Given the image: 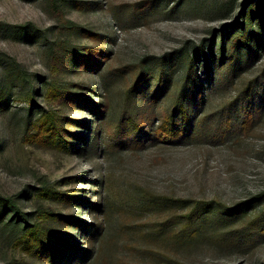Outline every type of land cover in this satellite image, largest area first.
Wrapping results in <instances>:
<instances>
[{
    "label": "rangeland",
    "instance_id": "1",
    "mask_svg": "<svg viewBox=\"0 0 264 264\" xmlns=\"http://www.w3.org/2000/svg\"><path fill=\"white\" fill-rule=\"evenodd\" d=\"M261 3L0 0V52L28 71L23 81L4 77L0 61V201L13 203L4 218L48 223L57 239L56 255H31L0 224V264H264V227L255 221L264 208L227 223L224 244L214 241L220 228L211 239L202 233L177 244L176 236L189 235L186 213L170 219L146 198L212 202L233 213L264 193V14L253 23L261 40L252 54L233 45ZM199 50L190 123L177 117L168 135L188 71L178 58ZM53 83L80 102H54ZM33 89L30 104L25 94ZM198 91L202 98L191 100ZM44 111L67 119L64 147L31 137L36 130L27 126ZM46 212L60 219L45 221Z\"/></svg>",
    "mask_w": 264,
    "mask_h": 264
},
{
    "label": "trees",
    "instance_id": "2",
    "mask_svg": "<svg viewBox=\"0 0 264 264\" xmlns=\"http://www.w3.org/2000/svg\"><path fill=\"white\" fill-rule=\"evenodd\" d=\"M254 7V6H253ZM264 14V4H256L254 7V10L249 15V21L247 24H243L240 28L237 30L235 40L233 41L234 49L238 50L239 53L246 51L249 54H252L253 52V41L254 39L260 42V38L258 36H254V21L257 19L262 20V15ZM262 22V21H261ZM260 24H263V22ZM261 25V26H262ZM68 49H64L65 57H68L66 55ZM226 44L224 42V38L222 36L221 41V58L222 62L226 58ZM202 55V51L199 50V53H197L194 57L189 52H186L178 58V63L183 64L185 62L186 65H188V71L186 75L182 79V88L180 90V94L178 96L177 104L175 105L174 113L169 118V122L167 124L168 130L167 134L170 135V132L172 131V128H177L179 126V123L177 121V117H180L181 122L190 123L188 121L190 115V107L189 104H191V101L188 98V93L192 92L193 89L199 86L196 83V79L193 77L195 75L194 66L192 65L195 61L200 60V56ZM64 58V57H63ZM57 62V66L61 65L62 59L54 58ZM0 61H5L6 68L4 72V77L6 76H12L15 77L18 80H25V78L28 77V71L25 69L24 66H22L20 63L16 61V59L11 58L7 53L0 52ZM80 63L82 65H89L91 61L87 59V56H83L80 58ZM142 76H140V80H142ZM2 79V78H0ZM2 80H0V91L1 96L4 94V90H2ZM140 85H137V89L141 88ZM51 98L56 103H63L65 102H72L77 103L80 102V98L73 94L69 88L62 87L58 83H53L49 85ZM161 88L159 87L160 91ZM192 97L191 100L195 101L196 99L202 98V92L198 91L196 93H191ZM35 97V91L34 89L29 91L27 94H25V99L28 100L30 104L33 103ZM159 98V97H157ZM145 100V99H144ZM144 100H141L140 102H143ZM63 101V102H62ZM65 116H61L55 111H44L42 114H39V116L36 118L33 123L28 124V127L32 126V129L36 130V133H33L31 137H34V141L37 143H42L57 146V147H64L67 144L68 136L66 135L67 130L64 128V122H66ZM39 134V135H37ZM53 193H51L49 190H45V193L43 196H51ZM55 199H59L62 202L66 200H73V195H67L63 193L56 194L54 196H51ZM147 195V202L150 210L153 212L158 213H168L170 219H179V215H177V212L179 210L184 211L186 213V216L183 217L184 219V225L186 231H189V235H186L183 238H179L176 236L174 240H176L177 244L186 242L184 241L187 239V237L191 238H198L202 233H205L206 235H211L209 239L213 238L216 234V229L220 228L222 232H224V235L220 236V238H214V241L220 240L222 241V244H224L227 239L230 237L231 229L225 230V226L227 223H230L231 220L232 223L236 225L235 223L238 221H241L250 214V212H255L260 210V208H264V193L259 194L252 198L251 200H248L245 204L236 207L233 210V213H230L224 209L223 206L219 204H214L212 202L209 203H196L192 200H186V201H179L174 200L172 198H166V199H159V200H151V197ZM150 200V201H148ZM12 202L10 200H2L0 201V224H4L5 229L8 230L10 233H13L15 235L19 236V243H21V247L25 249L26 251L28 249H31L29 252H31V255L40 253L41 255H44L45 258L48 254H52L53 256L56 255L54 253V248L51 246L55 245L56 242V235L55 230L51 229L50 226L47 223V226L42 224H35V225H23L26 223L24 220V217H15V218H8V215L6 218V211L7 209L12 206ZM261 211V210H260ZM264 209H262L261 214H255L256 215V222L257 223H263L264 227ZM52 217H56L55 219H60V217L54 216L50 212H46L42 215V218L45 219V221H52ZM21 219V221H20ZM44 221V222H45ZM212 227V228H211ZM262 227V228H263ZM170 239H164L163 242L167 244V242ZM199 241V239H192L191 242ZM64 246V245H63ZM66 247V246H65ZM49 258V259H48ZM47 259L52 262V257H48ZM66 264V263H65Z\"/></svg>",
    "mask_w": 264,
    "mask_h": 264
}]
</instances>
